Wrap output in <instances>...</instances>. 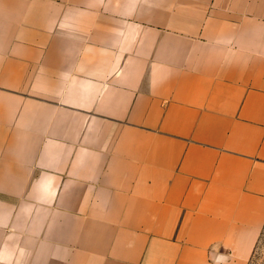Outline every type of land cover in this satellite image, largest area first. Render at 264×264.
I'll return each instance as SVG.
<instances>
[{
  "label": "crops",
  "instance_id": "obj_1",
  "mask_svg": "<svg viewBox=\"0 0 264 264\" xmlns=\"http://www.w3.org/2000/svg\"><path fill=\"white\" fill-rule=\"evenodd\" d=\"M264 228V0H0V264H248Z\"/></svg>",
  "mask_w": 264,
  "mask_h": 264
},
{
  "label": "rangeland",
  "instance_id": "obj_2",
  "mask_svg": "<svg viewBox=\"0 0 264 264\" xmlns=\"http://www.w3.org/2000/svg\"><path fill=\"white\" fill-rule=\"evenodd\" d=\"M248 264H264V229L258 240L256 254L254 255L253 260H249Z\"/></svg>",
  "mask_w": 264,
  "mask_h": 264
},
{
  "label": "trees",
  "instance_id": "obj_3",
  "mask_svg": "<svg viewBox=\"0 0 264 264\" xmlns=\"http://www.w3.org/2000/svg\"><path fill=\"white\" fill-rule=\"evenodd\" d=\"M263 229H264V228H263ZM257 245H258V242H257ZM257 245H256V247H255V249H254V251H253V254H252L250 260H253L254 255L256 254V248H257Z\"/></svg>",
  "mask_w": 264,
  "mask_h": 264
}]
</instances>
